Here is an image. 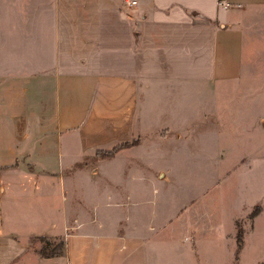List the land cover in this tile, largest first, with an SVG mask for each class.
Returning <instances> with one entry per match:
<instances>
[{
    "label": "crops",
    "instance_id": "obj_1",
    "mask_svg": "<svg viewBox=\"0 0 264 264\" xmlns=\"http://www.w3.org/2000/svg\"><path fill=\"white\" fill-rule=\"evenodd\" d=\"M227 1L35 0V8L22 9L24 28L15 10L0 15V224L16 190L46 186L79 158L141 137L150 112L169 109L160 93L243 76L246 34L253 15L264 14V0ZM96 205L107 207L97 226L76 215L58 234L29 229L24 244L0 246V264L5 255L12 264H151L146 233L122 232L112 215L121 202ZM41 234H66L63 251L41 255L31 246ZM5 235L23 238L16 227L6 234L0 225V239Z\"/></svg>",
    "mask_w": 264,
    "mask_h": 264
},
{
    "label": "rangeland",
    "instance_id": "obj_2",
    "mask_svg": "<svg viewBox=\"0 0 264 264\" xmlns=\"http://www.w3.org/2000/svg\"><path fill=\"white\" fill-rule=\"evenodd\" d=\"M30 1L0 0V15L15 10V23L24 28L29 20L22 9L37 6ZM252 19L243 76L212 84L191 81L160 93L169 109L150 112L153 120L140 128L141 137L131 139L137 144L142 138L137 148L117 155L131 145L112 154L101 149L79 158L74 170L53 174L51 184L16 190L12 206H4L6 215L26 212L29 220L1 223L6 234L16 227L23 238L5 235L0 246L24 244L29 229L58 234L76 215L97 226L107 207L96 201L111 199L121 202L112 215L119 217L122 232L137 227L146 233L151 264H264V14ZM174 114L179 120L170 128ZM65 236L36 235L31 246L64 249ZM3 257V264H12Z\"/></svg>",
    "mask_w": 264,
    "mask_h": 264
},
{
    "label": "trees",
    "instance_id": "obj_3",
    "mask_svg": "<svg viewBox=\"0 0 264 264\" xmlns=\"http://www.w3.org/2000/svg\"><path fill=\"white\" fill-rule=\"evenodd\" d=\"M134 143H136V140H126L124 142L118 143L116 144L113 148L106 150L109 154L114 153L118 148L122 147V146H128V145H133ZM240 241L242 240V233H240ZM65 242H62V246H64ZM63 247H60V249L58 250H53V249H48V247H42L39 249V252L41 255L45 256V257H51L54 256L58 253L62 252Z\"/></svg>",
    "mask_w": 264,
    "mask_h": 264
},
{
    "label": "built area",
    "instance_id": "obj_4",
    "mask_svg": "<svg viewBox=\"0 0 264 264\" xmlns=\"http://www.w3.org/2000/svg\"><path fill=\"white\" fill-rule=\"evenodd\" d=\"M135 2H136V0H128V3H130V4H133ZM219 4H221L223 6H229L230 5V2L224 1V0H219Z\"/></svg>",
    "mask_w": 264,
    "mask_h": 264
}]
</instances>
